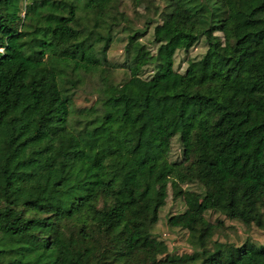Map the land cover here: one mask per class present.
<instances>
[{"label": "trees", "instance_id": "16d2710c", "mask_svg": "<svg viewBox=\"0 0 264 264\" xmlns=\"http://www.w3.org/2000/svg\"><path fill=\"white\" fill-rule=\"evenodd\" d=\"M137 1L0 0V264H264V246L206 248L222 218L264 207V0H146L142 28ZM90 38L140 47L133 63L56 50ZM132 78L147 83L142 114ZM97 129L118 148L89 155ZM164 184L170 204L199 196L166 220L202 251L151 233Z\"/></svg>", "mask_w": 264, "mask_h": 264}, {"label": "rangeland", "instance_id": "374dc122", "mask_svg": "<svg viewBox=\"0 0 264 264\" xmlns=\"http://www.w3.org/2000/svg\"><path fill=\"white\" fill-rule=\"evenodd\" d=\"M21 3H16L12 10L17 11ZM131 11V10H130ZM150 8L146 0H138L136 8L133 12H129L133 20L134 25L138 28L143 27V17L150 13ZM138 19H141L138 20ZM105 42L95 43L92 38L84 39L81 42L67 41L59 44L57 51L65 56L80 57L82 54H90L94 59L102 60L107 57L110 61L121 63L124 60L134 62L135 56L138 52L140 45L134 43L129 52L125 49V40L115 42L108 49L105 48ZM169 47H164V52H169ZM203 48L193 49L192 53L202 51ZM182 53H178L176 56V64L181 60ZM119 76L121 73L118 74ZM147 83L139 78H132L129 85H126L122 90L130 94L135 102L136 113H143L142 96L139 92L135 91L136 88H140ZM132 89H134L132 91ZM78 104H84L83 95L77 93ZM84 145L87 147L88 154L91 155L94 151L99 150L104 153L113 152L118 148L117 140L112 135L108 134L105 130L97 129L85 135L82 139ZM171 151V158L175 159L181 154V146L178 140V135L175 136L170 145L163 150V172L167 175L171 170L170 164L165 158L167 151ZM152 199L158 202L160 205L164 204L161 208L160 220L151 229V233L156 235L159 239L165 240L168 251H172L177 254H190L194 252L202 251V247L192 244L179 228L172 227L167 223V217L172 215L175 221H181L185 218V214L188 210L194 207L195 203L199 200V196L193 191L185 193V200L178 203H169L170 200V187L168 184L158 186L152 193ZM219 219V216L212 215L210 220L215 222ZM223 225L216 228L214 233L210 236L206 243V248L209 252H213L219 249H223L229 244L239 246L246 244L251 248H260L264 246V207L255 205L252 216L246 221L239 219H226L222 218ZM194 264H210L204 258H200L194 262Z\"/></svg>", "mask_w": 264, "mask_h": 264}]
</instances>
